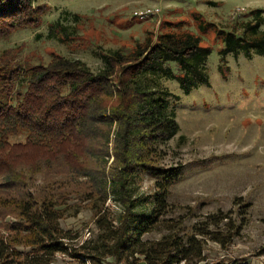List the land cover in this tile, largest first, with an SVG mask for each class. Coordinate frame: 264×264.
I'll return each mask as SVG.
<instances>
[{
  "label": "trees",
  "instance_id": "1",
  "mask_svg": "<svg viewBox=\"0 0 264 264\" xmlns=\"http://www.w3.org/2000/svg\"><path fill=\"white\" fill-rule=\"evenodd\" d=\"M47 10L34 0H0V39L36 28ZM65 16L74 24L79 19ZM62 19L67 20L48 25V36L68 43L75 29L69 32ZM263 24L262 11L255 10L231 31H217L222 74L230 53L264 55ZM200 41L191 31L159 32L155 40L149 36L132 47L98 53L97 72L60 55L30 65L10 51L0 53V264H53L56 255L80 264H108L109 258L116 264H247L209 261L205 252L207 242L224 247L239 236L242 226L232 222L231 212L206 215L189 233L180 221L166 218L180 167L160 165V146L179 126L166 112L170 93L141 80L161 72L185 94L207 84L210 49ZM169 61L178 75L164 68ZM20 133L24 142L10 141ZM144 176L153 180L150 193H139ZM37 177L41 186L35 185ZM80 209L92 211L95 230L82 241L59 223ZM153 231L162 234L143 238Z\"/></svg>",
  "mask_w": 264,
  "mask_h": 264
},
{
  "label": "rangeland",
  "instance_id": "2",
  "mask_svg": "<svg viewBox=\"0 0 264 264\" xmlns=\"http://www.w3.org/2000/svg\"><path fill=\"white\" fill-rule=\"evenodd\" d=\"M41 4L48 10L40 25L1 38L0 53L10 51L16 61L30 65L47 64L53 55H60L97 72L102 68L98 53L132 47L149 36L155 40L159 32L171 30L200 36V46L210 49L207 84L185 94L177 80L161 72L141 80L149 88L170 93L166 112L175 116L179 126L178 133L160 146V165L180 167L179 181L170 189L171 211L166 218L180 221L189 233L206 215L231 212L232 222L242 226L240 234L224 247L207 242L208 260L264 264L260 254L264 245V55L248 59L230 53L222 74L223 44L217 34L218 30L231 31L255 10H261L264 17V0H34V5ZM146 9L159 13L143 21L134 18V12ZM65 13L77 14V23ZM63 17L68 31L75 29L68 43L48 36V25ZM165 22L171 26H164ZM167 67L172 75L180 73L174 62L165 63ZM24 140V133L10 138L11 142ZM35 179V185L41 186V178ZM152 186L153 180L144 176L139 193H150ZM110 208L118 213L117 207ZM91 219V210L80 209L59 223L77 231L82 241L87 232L86 239L95 232ZM5 220L14 221L12 217ZM161 234L153 231L143 238L158 239ZM107 263L116 264L111 258ZM53 264L80 263L56 255Z\"/></svg>",
  "mask_w": 264,
  "mask_h": 264
},
{
  "label": "built area",
  "instance_id": "3",
  "mask_svg": "<svg viewBox=\"0 0 264 264\" xmlns=\"http://www.w3.org/2000/svg\"><path fill=\"white\" fill-rule=\"evenodd\" d=\"M159 13L158 10H151V9H146L144 11H137L133 13L134 18L143 21L149 17H154L157 16V14ZM87 235L89 236V232L86 233V237ZM86 237H84V239H86ZM85 264H90L88 261H85Z\"/></svg>",
  "mask_w": 264,
  "mask_h": 264
}]
</instances>
